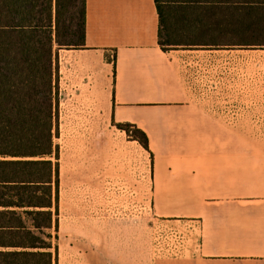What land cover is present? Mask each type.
<instances>
[{
  "label": "crops",
  "instance_id": "crops-1",
  "mask_svg": "<svg viewBox=\"0 0 264 264\" xmlns=\"http://www.w3.org/2000/svg\"><path fill=\"white\" fill-rule=\"evenodd\" d=\"M86 7L85 45L64 49L62 72L101 121L131 122L149 136L147 150L116 127L142 154L148 211L152 192L155 215L182 228L174 254L160 252L155 264H264V46L256 28L207 0L192 9V44L163 50L155 0ZM107 132L101 124L100 139ZM98 144L102 161L115 156L120 178L133 177L132 159ZM120 225L128 235L116 236L110 254L97 251L101 234L78 233L93 239V264H152L150 236ZM72 231L64 245L58 238V264L74 262L72 251L87 257Z\"/></svg>",
  "mask_w": 264,
  "mask_h": 264
},
{
  "label": "trees",
  "instance_id": "trees-1",
  "mask_svg": "<svg viewBox=\"0 0 264 264\" xmlns=\"http://www.w3.org/2000/svg\"><path fill=\"white\" fill-rule=\"evenodd\" d=\"M206 1L155 0L163 50L192 44V9L197 14ZM211 3L245 16L264 46V0ZM86 6L87 0H0V264H58V53L84 47ZM113 123L150 150L136 124Z\"/></svg>",
  "mask_w": 264,
  "mask_h": 264
},
{
  "label": "rangeland",
  "instance_id": "rangeland-1",
  "mask_svg": "<svg viewBox=\"0 0 264 264\" xmlns=\"http://www.w3.org/2000/svg\"><path fill=\"white\" fill-rule=\"evenodd\" d=\"M66 54V50H59L60 130L55 137V143L60 147L61 167L60 246L67 243L70 231L75 229L76 231H72L75 235L72 238L78 240L75 245L88 251V244H94L93 239H87L86 244L79 239L78 233L84 236L101 234L102 243L97 251L110 254L117 250V245L114 244L116 236L128 235V231H124V227L120 225L124 222L130 229L133 228L135 236H150L152 264H155V258L160 252L169 251L174 254L175 233L182 228L177 227L173 220L161 219L155 215L152 192L151 209L148 211L146 183L145 192L142 189L141 152L112 125L108 117L101 121L94 114L93 107L77 102L73 96L76 88L69 85L62 72ZM101 124L108 132L100 139ZM98 140L103 141L102 153L124 154L130 161L132 159L130 168L133 167V177L130 174L128 179L120 178L116 174L115 156L108 155L105 161L101 160ZM74 253L72 251L74 262H67L66 259L64 264H93L91 250L86 258L75 256Z\"/></svg>",
  "mask_w": 264,
  "mask_h": 264
}]
</instances>
